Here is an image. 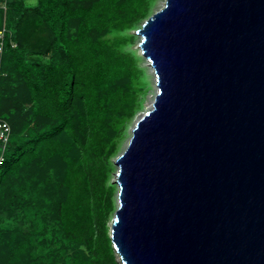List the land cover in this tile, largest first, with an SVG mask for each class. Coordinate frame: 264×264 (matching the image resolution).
Returning a JSON list of instances; mask_svg holds the SVG:
<instances>
[{"label": "water", "instance_id": "water-1", "mask_svg": "<svg viewBox=\"0 0 264 264\" xmlns=\"http://www.w3.org/2000/svg\"><path fill=\"white\" fill-rule=\"evenodd\" d=\"M150 109L116 157L122 264H264V0H164Z\"/></svg>", "mask_w": 264, "mask_h": 264}, {"label": "trees", "instance_id": "trees-1", "mask_svg": "<svg viewBox=\"0 0 264 264\" xmlns=\"http://www.w3.org/2000/svg\"><path fill=\"white\" fill-rule=\"evenodd\" d=\"M2 1L0 116L11 136L0 210L15 208L36 237L51 233L62 264H116L104 228V161L110 130L139 102L128 83L134 58L105 34L128 28L149 0H5V9ZM29 239L20 226L2 231L0 264H31Z\"/></svg>", "mask_w": 264, "mask_h": 264}, {"label": "rangeland", "instance_id": "rangeland-1", "mask_svg": "<svg viewBox=\"0 0 264 264\" xmlns=\"http://www.w3.org/2000/svg\"><path fill=\"white\" fill-rule=\"evenodd\" d=\"M31 4H36V0H27ZM164 3V0H149L148 7L143 15L136 18L128 28L123 30H113L105 34L113 42H119V47L129 52L134 58L137 72L135 75L128 78V83L134 87V90L138 96V106L134 108V112L130 117H122L120 121L115 123L114 127L110 130L111 140L114 142L111 151L104 161L106 167L105 187L109 190L108 206L104 215V228L106 230V236L109 239V248L116 264H122L117 252L114 250L111 241V221L114 217L116 207L118 205L117 198V184L116 171L118 169L115 162L116 157L124 149L126 143L131 135V129L134 126L136 120L143 113L144 110L150 108L149 106L157 91L155 85V73L153 67L149 63V60L141 53L139 46L140 34L136 33V29L141 27L142 22L147 18L149 14L159 9ZM46 60V59H44ZM28 108V103H23V109L20 114L25 112ZM13 110V109H12ZM17 108H14V111ZM5 117L8 114H3ZM110 188V189H109ZM16 209H4L0 210V233L2 231L12 230L15 227L20 228L27 232L30 239L31 247V264H62L64 257L63 251L58 248V242L53 241L50 235L46 233L47 237H36L32 231L34 225L30 222H19L16 220Z\"/></svg>", "mask_w": 264, "mask_h": 264}, {"label": "built area", "instance_id": "built-area-1", "mask_svg": "<svg viewBox=\"0 0 264 264\" xmlns=\"http://www.w3.org/2000/svg\"><path fill=\"white\" fill-rule=\"evenodd\" d=\"M1 7L5 9V0L2 1ZM6 32V26L2 25V27L0 28V54L2 53L4 48V37ZM11 45L14 46L15 43H11ZM10 136L11 125L5 118L0 116V166L5 162V155L10 142Z\"/></svg>", "mask_w": 264, "mask_h": 264}, {"label": "bare ground", "instance_id": "bare-ground-1", "mask_svg": "<svg viewBox=\"0 0 264 264\" xmlns=\"http://www.w3.org/2000/svg\"><path fill=\"white\" fill-rule=\"evenodd\" d=\"M141 49V48H140ZM141 53H142V50H141ZM143 54V53H142ZM144 55V54H143ZM145 56V55H144ZM146 57V56H145ZM147 58V57H146ZM148 59V58H147ZM150 63V62H149ZM152 66V65H151ZM155 82V81H154ZM155 85H156V83H155ZM157 86V85H156ZM153 101V100H152ZM149 106H152V102H151V104L149 105ZM151 108V107H150ZM150 108H148V109H150ZM140 117V116H139ZM138 117V118H139ZM137 121V120H136ZM117 166H118V164H117ZM117 184V183H116ZM117 188H118V184H117Z\"/></svg>", "mask_w": 264, "mask_h": 264}]
</instances>
